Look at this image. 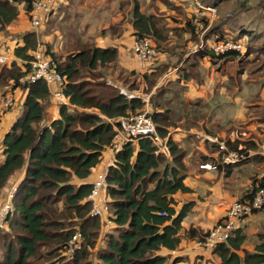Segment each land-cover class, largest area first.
<instances>
[{"label": "trees", "instance_id": "obj_1", "mask_svg": "<svg viewBox=\"0 0 264 264\" xmlns=\"http://www.w3.org/2000/svg\"><path fill=\"white\" fill-rule=\"evenodd\" d=\"M31 1L0 0V31L17 19L20 6L28 16ZM199 1L205 4L204 7L216 9L222 0ZM159 2L166 8L173 7L175 11L183 12L186 20L178 31L190 34L188 42L198 44L200 39L203 40L201 49L190 52L185 49L187 41L179 39L180 32L176 34V27H168L164 23L169 17L145 14L138 2L132 1L129 24L134 39H148L158 54H178L176 66L183 61L176 73L175 86L192 80L200 83L201 62L204 60L212 66L218 64L216 72H223V66L235 60L245 63L264 58V29L260 32L240 30L231 39L232 42L245 39L243 53L229 51L215 55L210 45L228 40L222 23L213 26L212 22L208 27V18L201 17L199 22L203 23V28L199 29L193 22L196 15L191 14L188 18L184 7L185 2L192 0ZM59 6L60 3L57 10ZM194 8L199 13L204 12ZM170 20L179 22L173 17ZM206 28V33L200 37ZM166 30L170 31L168 35H164ZM172 38L174 43H171ZM22 41L21 46L14 48L13 54L23 62L30 61L40 43L35 33L25 34ZM42 50L64 78L62 90L75 109L70 111L67 107H60L56 120L41 129L43 102L49 94L45 82L19 85L18 80L28 67L24 65L22 73L16 63H11L8 68L0 66V88H20L24 93L21 114L10 125L1 142L0 198L12 178L21 173L23 176L17 184L6 224L0 229V264H84L88 260L98 240L101 221L98 216L90 214L91 203L87 201V196L92 183L87 180L106 150L114 156L112 165L107 169L105 190L113 226L105 233L98 264H168L169 257L158 253L161 250L172 251L179 246L181 223L192 206L184 205L179 211L173 207V196L177 192H191L183 184L181 151L170 137L167 141L169 159L159 154L148 139L127 143L118 151L113 149L117 119L128 113L135 114L143 107L139 99H134L128 110L125 97L116 96L114 89L97 81L98 70L115 63L117 49L89 44L64 57L52 53L48 45ZM187 53L189 56L185 58ZM241 70L236 71V77L227 78L224 84L227 89L238 88L243 75ZM155 72L151 68L144 77L151 83L154 80L149 76ZM158 91L156 97L164 93L162 89ZM153 99L149 100V115L158 134L165 138L168 129L175 125L173 115L177 113L170 108L161 110L160 101L154 102ZM176 100L183 105L179 99ZM220 141L233 151L257 148L261 144L254 140ZM259 181L241 202L251 200L259 189L264 188V180ZM77 232L81 235L80 248L67 256L65 247ZM188 234L196 240H202L206 235L197 233L195 229H190ZM244 241L245 237L238 227L225 243L209 253L216 256L220 264H264V241L260 240L253 252L242 248ZM181 260L174 258L170 264Z\"/></svg>", "mask_w": 264, "mask_h": 264}, {"label": "crops", "instance_id": "obj_2", "mask_svg": "<svg viewBox=\"0 0 264 264\" xmlns=\"http://www.w3.org/2000/svg\"><path fill=\"white\" fill-rule=\"evenodd\" d=\"M55 1L56 3H60V14L64 16L65 19H68V22H70V19H72L73 22L76 20L78 22L81 17L83 21H85L89 17V14H91L89 18L91 20L102 17L98 16L99 14L94 11L83 12L84 8H82L81 4L75 2L77 0L74 1L75 4H73V0ZM72 10H75V14L71 12ZM105 16H107L109 20L105 23L106 20L104 19V25L100 29V32L103 33V35H100V41L95 40L94 42H90V45H94L98 48H115L117 49L118 56L115 63L108 66L110 71L104 68L102 73L114 78L115 80L113 79L112 83L121 92H125V87L129 89L133 87L131 84L127 86L121 81V77L125 79L128 73H132V76H128V78H137L136 81L140 80L142 82L141 86L143 87L139 90L136 89L132 91L141 93L144 96H149V100L154 98V102L157 100L160 101L161 110L170 108L174 113H177V115H173V123L175 125L168 129L166 138L168 141L170 137L173 144L183 155L181 159L183 165L182 174H184L185 177L183 184L189 188L191 192L184 194L177 192L173 196V207L176 211H179L184 205L192 204V206L181 223L179 246L172 251L161 250L158 254L169 257L168 264H170L174 258L182 259L177 264H193L195 262L201 264H220L219 259L208 251L194 248L193 243L196 238H190L188 231L190 229H195L197 233H206L217 221L223 218L232 203L242 200L245 195L249 194L251 189L260 182L259 180L263 181L264 156L254 155L237 165H219L217 169L208 171L201 168L202 165L211 160L218 159V153L216 146L209 142L206 137L228 140L231 143L250 140L264 142V107H232L231 115L229 116L227 114V107L220 106H222L223 103H227V99L230 103L234 104L235 97L242 91V88L227 89L224 84L228 77L223 74V72H216V68L214 69V66L209 65L206 60L201 62L200 83L192 80L186 84L175 86L177 70L183 63V61H181L176 66L179 56L175 53H160L157 55L158 61L154 62L153 65L154 72H159L164 69V67L165 71L157 75V78L151 82L152 86L147 88L149 80L144 77L147 72H141L139 70L138 61L131 50L134 37L131 34L130 24H126L127 28H123L118 21L110 17V14ZM87 25L89 26V23H86L84 28H86ZM126 25H124V27ZM38 30L39 29L34 30L30 27L28 17L23 7L20 6L17 19L11 25L7 26L5 30L0 31V51L5 52L8 56L13 58V63H16L17 66L20 67L22 73L24 72L23 66L25 64L21 59L14 56L13 50L15 47H19L23 44L22 37L27 33L36 34L37 40L40 43L38 48H45V45H48L52 53L59 54L63 57L73 54L78 51V49L89 45L85 40L83 46L74 45V42L71 40L66 38L65 41H63V39L59 37L61 42L57 43L54 41V34L51 32V24L44 29V32ZM162 55L170 59L171 57H176V59L175 61L168 60L171 63L168 65V63L160 62L162 60ZM188 56L189 53L186 54L185 58ZM160 63L162 65H160ZM111 66L114 67L112 72ZM118 74H120L121 77H119ZM147 75L149 76V74ZM212 75L216 79L215 87L208 85L209 76ZM149 79H151L150 76ZM122 84L125 87H123ZM159 89H162L164 93L156 97ZM6 93L13 96L15 103L9 112L0 114V163L3 160L2 138L8 131L10 125L21 114L22 101L24 99V93L20 88H13L10 86L1 87L0 97ZM130 93L131 92H128L127 94ZM208 95H211L209 99L204 100ZM176 98L183 102V105L179 104ZM149 100L148 109L150 112ZM17 101L19 103V108L16 107ZM201 101H205L206 104H203ZM43 103L44 111L39 124L41 129L49 126L56 120L59 114V108L52 103L49 94ZM212 105L215 107H212ZM181 106H183V109ZM65 107L70 111L75 109V106L69 103L68 106ZM143 107H141L140 110H142ZM249 112H253L255 115L251 116ZM250 125H252L251 128L249 127ZM243 128L245 129L243 130ZM240 147L241 146H239V148ZM169 158L170 156L168 159ZM113 161V153L110 150H106L101 162L91 171V176L87 181L93 183L98 173H107V169L112 165ZM22 176L23 174L21 173L11 179L6 186L7 188L2 192V199L9 185L13 182H19ZM112 226V223L110 225L105 224L104 232L106 233L109 231ZM238 227L241 228L242 234L245 237L242 248L248 252H253L254 246L259 243L260 240L264 241V209L241 220L238 223ZM96 262V264H98V258Z\"/></svg>", "mask_w": 264, "mask_h": 264}, {"label": "built area", "instance_id": "obj_3", "mask_svg": "<svg viewBox=\"0 0 264 264\" xmlns=\"http://www.w3.org/2000/svg\"><path fill=\"white\" fill-rule=\"evenodd\" d=\"M57 6L58 3H56L55 0H32L31 9L28 14V22L30 27L34 30L39 29L46 21L47 17L52 15L55 12L54 10H57ZM197 6V8L204 10L214 16L215 12L213 9H206L205 7H201L199 4H197ZM194 24L197 25L196 21H194ZM197 27H199V29L203 28L202 25H197ZM201 36L202 35H200V37ZM202 47L203 40L200 39L199 45H197L196 48L199 50ZM243 48V43L241 41H219L210 45V49L215 55H223L229 51L240 53L243 51ZM131 50L138 61V68L141 72H147L153 68L157 55L153 50L152 43L148 39H134ZM191 52H193V50ZM13 61V58L8 56L5 52L0 51V66L9 67ZM24 64L28 67V70L19 78V85L32 84L36 81H44L48 88L52 103L58 108L68 106L67 97L62 90L64 78L57 72L54 62L44 54L43 50L37 48L32 53V59L30 61L24 62ZM113 79L114 78L101 73L98 82L114 89L117 93L116 96L120 95L125 97L128 110L131 108V100L134 99H139L144 106L142 110L135 114L128 113L126 116L119 117L117 119L118 126H114L115 135L113 137V149L118 151L127 143L148 139L159 154L168 158L170 156V150L168 147L167 138H162L158 134L155 124L149 115V96H144L141 93L130 91L123 84L122 85L125 87V92H121L118 88L113 86ZM126 92L131 93L127 94ZM13 106L14 98L11 94L6 93L0 97V114L8 111ZM108 122L112 124L110 120H108ZM206 138L209 142L217 147V153L220 155L218 156V159L211 160L210 162L202 165L201 168L208 171L217 169L219 162L222 166H233L248 160L254 155L264 156V142H261V144L256 149L233 151L229 150L225 143L218 140L217 138ZM17 184L18 182L11 183L5 196L0 200V229L5 226L8 215L12 210L13 197L16 193ZM105 190L106 173L100 172L95 176L90 194L87 196V201L91 203L90 214L92 216L99 217L102 228L105 227V224H111L108 199L105 195ZM263 209L264 188H261L253 195L251 200L244 202L236 201L232 203L227 209L223 218L217 221L206 232L205 237L202 240L197 239L194 241V248L208 252L214 250L219 244L225 243L229 239L231 234L238 228V223L241 220L248 218L254 213ZM103 236L104 235H102V237ZM98 238L100 241V235ZM80 241L81 235L77 232L68 241L64 250L65 254L67 256L74 254L75 251L80 248ZM103 243L104 240H102L100 245L96 244L95 246L98 248L100 246V250H102Z\"/></svg>", "mask_w": 264, "mask_h": 264}, {"label": "rangeland", "instance_id": "obj_4", "mask_svg": "<svg viewBox=\"0 0 264 264\" xmlns=\"http://www.w3.org/2000/svg\"><path fill=\"white\" fill-rule=\"evenodd\" d=\"M74 1L75 0L72 1L73 4H75ZM132 1L133 0H77L75 2L77 4H81L82 8H84L83 12L94 11L99 14L98 16H102V17H99V19L91 20L89 19L91 14H89V17L85 21H83L81 17L80 20H78V22L77 20L73 22L72 19H70V22H68V19H65L64 16H61L60 14L61 11L60 9H58V10H54L55 12L47 17L46 21L43 23V25L39 28L38 31L44 32V29L50 26L51 24V32L54 34V41H56L57 43L61 42V39L59 40V38H62L63 41H65V39L67 38L68 40L74 42V45L76 44L83 46L84 40L88 44H91L90 42H94L95 40L100 41V35H103V33L100 32V29L104 25V19L106 20L105 23H107V21L109 20V18L105 15L110 14V17L118 21L123 28H127L126 24H129V16H130V9L132 6ZM136 1L139 4L140 10L145 14L153 13L158 16L169 17L165 20L164 23L168 27H176L177 29L176 31H178V29L181 27L180 25H182L183 22L186 20V18H184V14L182 11L181 12L175 11L173 7L171 9L166 8L163 6L162 3L159 2V0H136ZM176 2L177 1H175V3ZM197 4H199L201 7L205 6V4L201 3L199 0H192V2L184 3L185 9L188 11L187 17L191 18L190 15L195 14L196 16L193 22L196 21L198 26L203 24L202 22L201 23L199 22V19L201 17L208 18L209 21L208 27L211 25L212 22H213V26L222 23L223 28L226 32L225 38L226 39L228 38L229 41H231V39L235 37V35H237L240 30L260 32L264 29V0H222L220 2V5L216 9L211 7H205L206 9L207 8L213 9L215 12L214 16H212V14L206 11L200 13L197 12V10L194 8V7L196 8L198 7ZM71 12L75 14V10H72ZM171 17H173V19L178 20L179 22L174 23L172 20H170ZM86 23H89V26L87 25L86 28H84ZM124 25L126 26L124 27ZM120 29L122 30L121 27ZM206 31L207 28L203 30L201 35L203 36L206 33ZM179 32L180 31H178L176 34H178ZM169 33H170L169 30L164 31V35H168ZM179 39L187 41V47L185 49H188L189 51L193 50V52L197 51L196 46L199 45V43L195 44L192 42L191 43L188 42L190 39L189 33L180 32ZM173 40L174 38L171 39L172 41L171 43H174ZM240 41L243 43V47H244L245 39ZM42 49L44 48H41V50ZM156 55H158V53H156ZM175 59L176 57H171L170 59L167 56L165 57L164 55H162V60L160 62L168 63V65H170L171 63L169 61L170 60L175 61ZM157 61L158 60L156 57L155 62ZM161 63L160 65H162ZM216 67L214 66L213 68L215 69ZM107 69L108 71H110L108 67L106 68V70ZM112 69H114L113 66H111V72L113 71ZM238 69H242L241 71L243 72V75L241 76L240 85H238V89L242 88V91L238 95H236L234 104L230 103L229 100L227 99V103H223L222 106H220V107H227L228 109L227 114L229 116L231 115L232 107H264V58L260 57L256 61H252V62L246 61L245 63H241L238 60H235L223 66V73L227 77L229 76L236 77V71ZM102 70H98L99 77L102 73ZM164 71H165V67L164 69L159 71L160 73L156 71L154 74L150 76V78L152 80H155L157 78V75H160ZM118 76L121 77L120 74H118ZM128 76H132V73H128L126 76L127 78L125 77V79L121 77V81H123L127 86L131 84L134 87V88L130 87L131 89L127 88L128 90L132 91L143 88L141 86L142 82L140 80L136 81L137 78L135 77L128 78ZM209 77L210 79L208 80L209 81L208 85L209 86L211 85V87H215V81H216L215 77L213 75ZM235 81L237 82L236 79ZM150 84L151 83L148 81V85L146 84L147 88L150 87ZM144 89H145V85H144ZM210 96L211 95L206 96L204 100L209 99ZM201 102L203 104H206L205 101L204 102L201 101ZM200 105L202 106L201 103ZM16 107L19 108L18 101L16 102ZM212 107L215 106L212 105ZM11 109H9L6 112H9ZM249 115L254 116L255 113L251 112ZM251 126L252 125H250L249 127L251 128ZM244 129L245 128H243V130ZM241 132L243 133L242 130ZM1 231H0V235L2 234ZM104 234H105L104 228H101V231L99 233L100 241L98 238L97 242L98 241L99 242L96 244L98 245L101 244L102 240H104V236H105ZM102 235L104 236L102 237ZM100 249H101L100 246L99 248L95 246L94 249L91 251L88 260L84 264H96L97 263L96 260L98 258L99 252L101 251ZM1 251H2V246L0 240V263L2 261ZM96 251L98 252L95 253Z\"/></svg>", "mask_w": 264, "mask_h": 264}]
</instances>
